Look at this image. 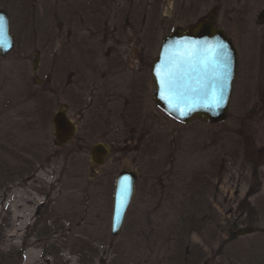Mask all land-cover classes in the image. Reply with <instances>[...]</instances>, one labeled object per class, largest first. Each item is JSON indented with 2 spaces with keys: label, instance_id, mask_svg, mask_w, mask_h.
<instances>
[{
  "label": "rangeland",
  "instance_id": "obj_1",
  "mask_svg": "<svg viewBox=\"0 0 264 264\" xmlns=\"http://www.w3.org/2000/svg\"><path fill=\"white\" fill-rule=\"evenodd\" d=\"M0 9L15 39L0 58V264H26V254L30 264H264V0H0ZM212 11L237 50L228 118L181 124L153 103L150 68L166 36ZM141 53L143 102L129 106ZM62 65L69 88L59 86ZM62 105L79 129L57 147L50 121ZM97 143L110 146L102 167L90 158ZM122 172L138 180L114 236ZM21 196L28 210L16 207Z\"/></svg>",
  "mask_w": 264,
  "mask_h": 264
},
{
  "label": "water",
  "instance_id": "obj_2",
  "mask_svg": "<svg viewBox=\"0 0 264 264\" xmlns=\"http://www.w3.org/2000/svg\"><path fill=\"white\" fill-rule=\"evenodd\" d=\"M215 14L212 11L195 27L173 31L163 40L159 55L152 64L154 103L184 124L198 120L218 124L228 118L237 75V52L227 33L214 25ZM261 18H264V14ZM0 24L6 41L0 47V57H4L13 49L14 39L8 14L3 10H0ZM221 46L222 54L217 55L215 50ZM32 67L36 73L39 54ZM221 94L218 106H214L213 97ZM52 124L55 145L64 146L75 136L76 126L64 110L53 116ZM108 155L107 147L98 145L91 152V160L96 166H102ZM136 184L137 176L131 172H122L117 178L111 230L114 236L119 235L124 225ZM251 232L250 229L240 230L236 236Z\"/></svg>",
  "mask_w": 264,
  "mask_h": 264
},
{
  "label": "flooded vegetation",
  "instance_id": "obj_3",
  "mask_svg": "<svg viewBox=\"0 0 264 264\" xmlns=\"http://www.w3.org/2000/svg\"><path fill=\"white\" fill-rule=\"evenodd\" d=\"M204 20V19H203ZM198 23H196V24H194V25H191L190 27H193V26H196ZM232 39V38H231ZM53 40V36L52 37H50V35L48 36V39H47V41H48V43H51V41ZM232 41H233V39H232ZM135 58H136V62L133 60L132 61V63L134 62V63H136L137 64V67L136 68H134V72H139V74H140V78H138V80L137 79H134L133 80V88H132V95H130L129 97H128V105L129 106H132V103L133 102H135V104H137V103H142L143 102V98H142V96L140 95L141 93V89H142V87H141V85L143 86V80H144V78H145V69H148L147 68V62H146V59H145V55L144 54H139L138 56H135ZM132 60V59H131ZM130 59H127V62H130L131 61ZM131 63V62H130ZM52 64L54 65V69L52 70V67H51V65H48V67H47V71H48V74H47V76H46V79L44 80V87H45V90L47 91V93H48V95H50L51 93H52V81H53V77H54V72H55V67H56V62L53 60L52 61ZM131 65V64H130ZM130 70V69H129ZM54 71V72H53ZM60 71H61V74H62V76H61V78H60V83H59V86H62L63 85V87H65V88H69L70 87V85L68 84V83H66L65 81L67 80V82L70 80V79H73V74H66V69H65V65H62V66H60ZM38 72H40V67H39V70H38ZM38 74V73H37ZM37 80H39L38 79V77L37 76H35L34 77V82L36 83V81ZM42 80H39V83H38V85H41L42 83ZM79 84V83H78ZM75 85H77V84H75ZM138 88H139V90H138ZM63 89V88H62ZM131 92V91H130ZM153 101V100H152ZM154 103V102H153ZM155 104V103H154ZM155 106L157 107V105L155 104ZM130 108V107H129ZM158 109H159V107H157ZM60 110H64L66 113H67V115L69 116V118L71 119V121L76 125V127H77V133H78V129H79V124H78V122L77 121H74L72 118H71V116L68 114V106L67 105H62L57 111H60ZM160 110V109H159ZM56 111V112H57ZM162 113H163V111L162 110H160ZM55 112V113H56ZM54 113V114H55ZM54 116V115H53ZM52 116V117H53ZM52 117H51V126H52ZM126 117H127V119H128V123H131V120L133 121V119H131L132 117H133V115H132V113H131V108H130V110H129V112H128V114L126 115ZM168 117V116H167ZM134 120L136 121V119L134 118ZM135 127H133L132 128V130H131V133H134V134H132V136L133 135H135V129H134ZM52 131H53V126H52ZM76 137V136H75ZM75 139V138H74ZM73 139V140H74ZM72 140V141H73ZM129 140V139H128ZM71 141V142H72ZM71 142H69V143H71ZM68 143V144H69ZM99 144H101V143H97L96 145H99ZM95 145V146H96ZM106 146L107 147H109L110 148V146L109 145H107L106 144ZM126 148H128V146H126ZM93 149V148H92ZM111 153V152H110ZM110 155V154H109ZM108 160V159H107ZM106 160V161H107ZM115 187H116V182H115ZM114 192H115V189H114ZM37 212V214H39V210H37L36 211ZM4 226V224L3 225H0V228H4L3 227ZM19 262H20V260L17 258L16 259V261H15V264H19ZM1 263H2V261H1Z\"/></svg>",
  "mask_w": 264,
  "mask_h": 264
},
{
  "label": "bare ground",
  "instance_id": "obj_4",
  "mask_svg": "<svg viewBox=\"0 0 264 264\" xmlns=\"http://www.w3.org/2000/svg\"><path fill=\"white\" fill-rule=\"evenodd\" d=\"M29 205H30V201L27 200V199H24V196H21L18 198V202L16 204V207L17 208H21L22 210H28L29 208ZM15 219H17V216H15ZM16 222V220H13V224ZM27 255V258L28 260H33V255H29V254H26ZM26 258V264H30L29 261L27 260Z\"/></svg>",
  "mask_w": 264,
  "mask_h": 264
},
{
  "label": "snow or ice",
  "instance_id": "obj_5",
  "mask_svg": "<svg viewBox=\"0 0 264 264\" xmlns=\"http://www.w3.org/2000/svg\"><path fill=\"white\" fill-rule=\"evenodd\" d=\"M6 43L5 39H4V34H3V26L2 24H0V47H3L4 44ZM217 55H221L222 54V46L221 48H218L215 50ZM225 82H226V78H225ZM222 87V85H220ZM222 99V94L220 96H214L213 100H214V106H218L219 101Z\"/></svg>",
  "mask_w": 264,
  "mask_h": 264
},
{
  "label": "trees",
  "instance_id": "obj_6",
  "mask_svg": "<svg viewBox=\"0 0 264 264\" xmlns=\"http://www.w3.org/2000/svg\"><path fill=\"white\" fill-rule=\"evenodd\" d=\"M231 237L233 238V234L231 235ZM185 254H186V252H185ZM186 256H187V254H186Z\"/></svg>",
  "mask_w": 264,
  "mask_h": 264
}]
</instances>
